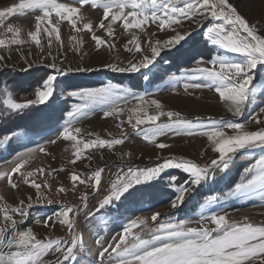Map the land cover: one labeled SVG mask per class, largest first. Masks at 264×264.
<instances>
[{"label":"snow or ice","instance_id":"1","mask_svg":"<svg viewBox=\"0 0 264 264\" xmlns=\"http://www.w3.org/2000/svg\"><path fill=\"white\" fill-rule=\"evenodd\" d=\"M84 7L102 10L98 22H85ZM36 12L39 14L34 16V28L27 31V39L22 37L21 27L5 24L8 17ZM64 22L77 34L70 38L73 42L71 50L80 56L81 63L86 53L78 34L86 32L90 35L95 52L103 50L111 54L116 50V26L122 29V47L128 55L123 61L117 58L102 64L103 68L140 74L143 80L148 81V73L157 68L158 58L167 49L174 50L179 57L194 60L196 67L183 70L184 78L190 81L185 84V93L190 98L199 99L188 89H214L218 101L230 116L189 118L181 111L166 109L159 99H146L147 93L126 91L122 95L121 86L112 82L65 92L59 86L61 77L99 69L64 66L66 53L62 55L61 51L66 48L61 35ZM185 23L200 29L199 39L196 29L185 28ZM153 25L155 32L149 31ZM0 28L5 34V38H0V69H7V62L14 55H19L27 64L25 71L31 69L33 64L28 62L32 55L31 47L25 55L23 46L34 44L39 63L49 70L35 88L33 99L25 98L18 102L5 83L0 87V105L5 112L20 114L41 105L54 111L57 96L79 101L70 105L57 134L47 143L55 145L62 141L66 144L65 152L71 154L67 160L71 169L61 167L54 169L53 173L67 172L73 189L77 185L89 189L80 195L79 203L54 201L44 192V189L51 190L47 179L43 183L36 180V177H46L49 173L43 166L32 167L39 159L38 153L44 156L50 153L45 147L38 146L17 154L12 166L0 171V179H5L11 189L19 191L20 184L13 180L18 176L34 190L35 200L33 194L21 193L16 206L0 207V264H80L84 237L77 232V219L81 213L92 215L87 211L89 196L92 193L100 195L103 174L112 166L102 152L94 160L93 152L107 149L114 154L115 147L129 139L123 130L125 123L159 150L171 147L162 140L157 142V138L169 132L205 137L204 152L198 159L174 154L160 156L157 159L162 162L154 166H140L125 160V156L130 157L131 153L118 155L115 179L106 190L107 194L98 201L97 212L110 207L114 201L122 202L142 186H154L152 182L159 181L169 169H177L187 175V179L174 188V198L171 199V208L179 209L186 203V197L193 193L194 186L201 185L217 170H229L237 153L258 151L259 158L254 166L246 169L250 178L238 183L234 191L241 194L257 189L264 191V100L257 98L258 95L264 97V79L253 75L254 70L264 71V32L242 15L230 0H72L71 3L19 0L0 10ZM97 30L104 36L97 35ZM159 33L164 36H159ZM42 36L47 38L46 45L42 43ZM201 42L204 47L211 45L218 49V53L206 61L202 52L195 51ZM54 45L57 46L55 51ZM205 63L211 66H202ZM128 96L137 101L132 108L127 107ZM121 99L124 106L118 103ZM93 105L104 106L103 119L113 118L118 122L120 138L102 139L75 126ZM93 136L95 138H91ZM14 138L22 139L23 134L13 131L4 135L0 144ZM208 150L212 151L214 158L199 162L205 159ZM102 160L105 162L101 166L98 162ZM78 162L82 170L76 167ZM175 183L174 177L169 180V184ZM57 191L65 193L67 189L61 185ZM3 199L0 196V200ZM36 203L59 205V211L48 216L43 227L64 226L67 229L65 237L39 238L33 227H24L29 210ZM161 216L162 213L154 212L150 218L158 223V227H150L147 217L132 219L122 227L118 238L114 237L106 246L98 239L96 243L101 249L98 251L99 264H105L106 256L107 264H264V224L249 222L247 217L243 221H231L224 214L214 213L201 217L202 221L207 220L214 227H190L185 221L160 222L158 218ZM137 228L144 235L135 232Z\"/></svg>","mask_w":264,"mask_h":264},{"label":"rangeland","instance_id":"2","mask_svg":"<svg viewBox=\"0 0 264 264\" xmlns=\"http://www.w3.org/2000/svg\"><path fill=\"white\" fill-rule=\"evenodd\" d=\"M19 0H0V10L6 7H10L13 4L18 3ZM58 2L71 3L72 0H58ZM242 15L250 20L251 23H256L257 27L264 32V0H230ZM39 14L28 13L25 16L15 15L8 17L5 20V24H12L13 26L21 27L22 37L27 39L26 33L34 28V16ZM82 14L85 17V22L96 21L102 15V10H97L92 7L82 8ZM207 24V22H205ZM185 28L191 30L196 29L197 39H199L200 29L196 25L189 27L187 23ZM122 29L116 26V50L109 54L106 51L101 50L99 53L94 51V42L90 39V35L86 32L78 34V38L83 41V51L86 55L83 57V63L78 55H74L71 50V44L73 43L70 38L77 35L70 28L67 22L61 25V35L66 43V48L61 50L62 55L66 53V58L63 63L64 66L72 65L91 67L93 69H99L93 72L83 73H71L65 77H61L59 80V86L65 92L69 90H75L79 87H100L105 83L112 82L121 86L122 95L126 91L132 93H147L146 99H159L165 105V108L181 111L182 114L189 118L194 117H216L221 116L228 117L230 114L226 112L222 104L218 101V94L214 89H191L188 91L193 92L194 101L198 102L201 109H193L190 106L181 104L180 99L190 98L185 93V84L190 83L188 79L183 76L184 69H190L196 67L194 60L187 59L186 57H179L174 50L167 49L162 53V56L158 58L159 63L157 68L152 70V73H148L149 80H143L140 74L119 73L110 71L107 68H103L102 64L110 63L117 58L121 61L125 60L127 53L123 50L124 41L121 39ZM149 31L155 32V26H150ZM97 35L104 36V33L97 30ZM159 36H164L163 33H159ZM0 38H5L3 28H0ZM166 38V37H165ZM42 43L46 45V36H42ZM31 47L32 55L29 57L30 63L33 67L27 71V64L19 55H14L9 60L7 69H0V87H3L8 78L16 80L31 79L41 74L45 76L49 73V70L39 63L38 50L34 44L31 46L25 44L23 49L25 55L27 50ZM56 45L53 47V51L56 50ZM195 51L203 53L204 59L207 61L211 56L218 53V49L211 45L204 47L203 43L197 45ZM232 55V54H230ZM200 57H197L199 59ZM202 66H211L205 63ZM37 70V72H35ZM254 77L264 79V71L254 70ZM177 77V79H173ZM34 90L31 89L25 92H13V98L18 102L23 101L25 98L33 99ZM258 99L264 100V97L258 95ZM79 101L66 98V96H57L56 105L62 106V113L56 115V121H53L48 114L40 112L36 118H40L43 121V127L40 129V133L30 134L23 130H18V133L23 134L22 139H12L7 143L0 144V171H6L12 166V162L17 154L25 152L28 149H36L38 146H43L50 153L48 156H44L43 153H38L39 159L33 164V168L43 166L46 172L49 173L46 177H36L38 183H43L47 179L51 185V190L44 189L47 197L54 201H60L62 203H79L80 195L89 191L84 185H77L75 189L72 188V184L67 172L53 173L54 169L61 167L71 169L67 160L71 157V154L65 152L66 144L62 141L57 142L55 145L48 144L47 141L54 138L58 132L59 125L63 123V118L70 105L78 103ZM121 106H124V100L118 101ZM137 101L128 96L127 107L132 108ZM180 104V105H179ZM103 105H93L88 110V114L85 117L79 118L76 121L75 126L80 127L87 132L97 134L102 139L108 138H120V130L117 126L118 122L113 118L104 120L103 125L92 126L90 120L102 116ZM50 109V108H49ZM52 110V109H50ZM48 110L44 109V112ZM0 117L1 114H0ZM163 119V118H162ZM89 122V123H88ZM195 122V121H194ZM44 130V131H43ZM123 130L128 134L129 139L123 145L115 147V153H110L107 149H102L93 152V159L103 153L105 160L112 166L107 168L103 174V184L100 188V195L96 196L94 193L90 194L88 200L87 211L92 213L91 216L81 213L77 219V232L82 233L84 237V250L79 254L80 264H99L98 251L100 245L96 243L99 239L105 246L107 243H111L113 238H118L122 231V227L127 225L132 219L137 218H149L150 227H158V223L151 221V215L154 212L162 213V216L158 218L160 222L169 221L172 223H179L181 221L187 222L190 227L207 226L214 227L209 224L207 220H201V217H208L214 213L224 214L231 221H243L245 217L249 222L254 224H264V191L255 190L248 192L247 194H241L235 192L236 185L250 178L246 169L255 165L256 160L259 158L258 151L255 153H237L234 162L230 165L229 170H217L211 173L207 180L202 181L201 185L194 186L193 193L186 197V203L179 207V209L171 208V199L174 198V188L182 184L187 175L177 169H169L159 181H153L154 186L147 187L142 186L141 190L134 193L132 196H128L123 199L122 202L114 201L110 207H106L103 210L97 212L98 201L107 194V189L110 186L112 180L115 179L117 173L116 164L119 163L117 156L124 153H131V156H125V160L130 163L138 164L140 166H154L155 163L162 162L157 158L160 156H168L174 154L177 156H187L192 159H198L204 148L199 153L195 151H189L190 141L196 138H203L202 143L205 145L206 138L198 135L188 136L185 133L179 135L169 132L163 137L157 138V142L163 141L169 145L170 148L159 150L153 143L145 141L143 136L134 132L130 125L124 124ZM198 131V130H196ZM111 133V136H109ZM9 135V134H8ZM95 138V136L91 137ZM205 138V139H204ZM191 148V147H190ZM148 149L154 150V155L148 153ZM9 154V155H8ZM6 155L9 157L6 158ZM210 158H214L211 150H208L204 160L199 162L204 163ZM104 160L99 161V165L104 164ZM96 166V165H94ZM76 167L82 170V166L77 163ZM176 179L175 184H169L171 178ZM14 182L20 184L19 191L11 189L5 179H0V196L4 199L0 200V207L16 206L21 193H31L35 200L34 190L28 185H25L18 176L13 177ZM63 185L67 192L59 193L57 189ZM15 197V198H13ZM59 211V205L54 203L48 205L47 203H36L29 210V217L25 222L24 227H33L34 232L39 238L49 237H65L67 235V229L64 226L57 225L58 228H44L43 221L52 216L54 212ZM19 219V217H16ZM37 221H40L38 224ZM199 222V223H198ZM135 232L140 233V229H134ZM144 235V233H140ZM51 258V257H49ZM105 264H107V256L105 257Z\"/></svg>","mask_w":264,"mask_h":264},{"label":"trees","instance_id":"3","mask_svg":"<svg viewBox=\"0 0 264 264\" xmlns=\"http://www.w3.org/2000/svg\"><path fill=\"white\" fill-rule=\"evenodd\" d=\"M37 72V70H35ZM46 76V75H45ZM39 74L31 79H23L16 80V82L12 78H8L6 84L10 87V89L14 92H25L27 90H34L38 84L41 82V78L45 77ZM55 110H50L52 108H45L44 106H37L35 108L29 109L24 113L13 114L8 113L3 110V106L0 105V140L3 139L4 135H8L13 131L17 132L18 130H23L24 132L30 134L40 133V130L43 127V121L40 118H36V116L42 112L44 114H48L53 121H56L55 118L57 114L63 112L60 109L62 106L54 105ZM44 109L48 110L44 112ZM38 113V114H37ZM44 131V130H43ZM9 155V154H8ZM6 155V158L9 157Z\"/></svg>","mask_w":264,"mask_h":264},{"label":"bare ground","instance_id":"4","mask_svg":"<svg viewBox=\"0 0 264 264\" xmlns=\"http://www.w3.org/2000/svg\"><path fill=\"white\" fill-rule=\"evenodd\" d=\"M180 102H181V104H183L185 106H188V107L190 106L193 109H201L202 108L198 102L193 100V98H189V99L188 98H184V99L181 98ZM104 120L105 119H103L102 116H100L98 118H94V119L90 120V124L92 126H94V127L98 126V125H103L104 124ZM202 139L201 138H196V139H193L192 141H190L189 144H186L188 147L189 146L191 147V148L189 147L188 150L189 151H193V152L195 151L196 153H199L200 151H202V149L204 148L203 143H202V141H203ZM148 153L154 155L155 152H154L153 149H150V150L148 149L147 154ZM56 228H58V226H56L53 229H56Z\"/></svg>","mask_w":264,"mask_h":264}]
</instances>
